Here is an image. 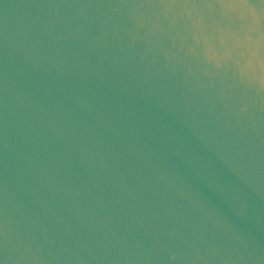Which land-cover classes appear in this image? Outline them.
<instances>
[{"label":"water","instance_id":"obj_1","mask_svg":"<svg viewBox=\"0 0 264 264\" xmlns=\"http://www.w3.org/2000/svg\"><path fill=\"white\" fill-rule=\"evenodd\" d=\"M3 264H264V0H0Z\"/></svg>","mask_w":264,"mask_h":264},{"label":"snow or ice","instance_id":"obj_2","mask_svg":"<svg viewBox=\"0 0 264 264\" xmlns=\"http://www.w3.org/2000/svg\"><path fill=\"white\" fill-rule=\"evenodd\" d=\"M0 264H3V261L2 260H0Z\"/></svg>","mask_w":264,"mask_h":264}]
</instances>
